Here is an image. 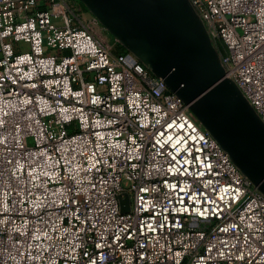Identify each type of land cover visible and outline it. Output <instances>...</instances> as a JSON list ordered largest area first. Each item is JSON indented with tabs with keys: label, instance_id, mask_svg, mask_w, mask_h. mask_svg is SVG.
I'll return each mask as SVG.
<instances>
[{
	"label": "built area",
	"instance_id": "2783aa9c",
	"mask_svg": "<svg viewBox=\"0 0 264 264\" xmlns=\"http://www.w3.org/2000/svg\"><path fill=\"white\" fill-rule=\"evenodd\" d=\"M190 2L264 128V0ZM77 5L0 0V264H264V194Z\"/></svg>",
	"mask_w": 264,
	"mask_h": 264
},
{
	"label": "water",
	"instance_id": "95a60500",
	"mask_svg": "<svg viewBox=\"0 0 264 264\" xmlns=\"http://www.w3.org/2000/svg\"><path fill=\"white\" fill-rule=\"evenodd\" d=\"M84 4L92 8L89 0ZM101 7L114 23L121 25L122 30L113 32L122 39L129 53L189 105L196 120L264 194V128L245 105L235 85L224 78L220 60L216 61L205 48L195 31L197 23L183 10L179 0H102ZM98 14L93 12L97 18ZM124 27L135 37L129 38L123 32ZM142 42L152 47L162 43L155 57L158 68L140 53ZM129 207V197L124 194L120 199L121 212H128Z\"/></svg>",
	"mask_w": 264,
	"mask_h": 264
},
{
	"label": "rangeland",
	"instance_id": "374dc122",
	"mask_svg": "<svg viewBox=\"0 0 264 264\" xmlns=\"http://www.w3.org/2000/svg\"><path fill=\"white\" fill-rule=\"evenodd\" d=\"M179 2L183 6V10L186 13L188 12L191 15L192 19L198 22L200 17L197 11H195L193 6L191 5L190 0H179ZM76 3L78 4L77 5L78 8L81 10L84 20L90 21L89 26L99 36V38H101V40L105 41L107 46L110 48V52L112 53V55H116L123 51L129 52L128 48L124 46V42L122 41V39L117 37L113 32L116 30H111L110 28L102 24V22L96 16H94L91 11L87 9V7L84 5V3L81 0H76ZM93 18L96 19L95 23L92 22ZM195 27H196L195 29L196 34L203 42L205 48L211 53V55L216 59V61H218L220 58L219 50L218 48H215V46L213 45L214 43L217 44V41L213 40L211 36L208 34L204 23L200 22L198 26L197 24H195ZM116 28H118V30H122L120 24H116ZM123 32L127 36H129V38L135 37V34L131 32L127 27L123 28ZM217 45H219V43ZM214 73L217 74V71ZM207 80H209V77L207 78ZM260 190L263 191L261 186H260Z\"/></svg>",
	"mask_w": 264,
	"mask_h": 264
},
{
	"label": "flooded vegetation",
	"instance_id": "af4514ba",
	"mask_svg": "<svg viewBox=\"0 0 264 264\" xmlns=\"http://www.w3.org/2000/svg\"><path fill=\"white\" fill-rule=\"evenodd\" d=\"M82 2L86 3V0L82 1ZM89 2L91 4L92 8L91 9L87 8V9L89 11H91L92 13L93 12H99L98 19L102 22V24H104L106 27L110 28L111 30L117 31L118 28H116V24H118V23H114L112 17L109 15L107 10L101 7L102 0H89ZM161 45H162L161 42H160V44L158 43V45H156L155 47H152L151 45H147L144 42H142L139 45L140 53L144 54L146 57H149L150 62H151L153 67L158 68L157 60L155 59V57H156L157 53H159L160 49H158V47Z\"/></svg>",
	"mask_w": 264,
	"mask_h": 264
},
{
	"label": "crops",
	"instance_id": "0c3cea01",
	"mask_svg": "<svg viewBox=\"0 0 264 264\" xmlns=\"http://www.w3.org/2000/svg\"><path fill=\"white\" fill-rule=\"evenodd\" d=\"M196 22V21H195ZM203 23V21L201 20V19H199L198 20V22H196L197 23V25L199 24V23ZM219 42H217V44H218ZM217 44H213L214 46H215V48H218V50H219V55L221 56V55H223L224 54V49H223V47H222V45L219 43V45H217ZM219 56V57H220Z\"/></svg>",
	"mask_w": 264,
	"mask_h": 264
},
{
	"label": "trees",
	"instance_id": "16d2710c",
	"mask_svg": "<svg viewBox=\"0 0 264 264\" xmlns=\"http://www.w3.org/2000/svg\"><path fill=\"white\" fill-rule=\"evenodd\" d=\"M223 47V46H222ZM125 53H127V51H123V52H120V53H118V54H125Z\"/></svg>",
	"mask_w": 264,
	"mask_h": 264
}]
</instances>
